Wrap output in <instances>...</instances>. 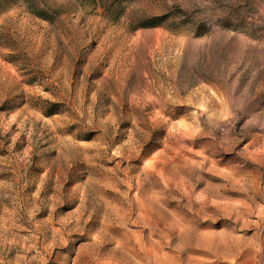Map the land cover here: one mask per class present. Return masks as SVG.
<instances>
[{
    "label": "rangeland",
    "instance_id": "rangeland-1",
    "mask_svg": "<svg viewBox=\"0 0 264 264\" xmlns=\"http://www.w3.org/2000/svg\"><path fill=\"white\" fill-rule=\"evenodd\" d=\"M0 264H264V0H1Z\"/></svg>",
    "mask_w": 264,
    "mask_h": 264
},
{
    "label": "trees",
    "instance_id": "trees-1",
    "mask_svg": "<svg viewBox=\"0 0 264 264\" xmlns=\"http://www.w3.org/2000/svg\"><path fill=\"white\" fill-rule=\"evenodd\" d=\"M1 1V0H0Z\"/></svg>",
    "mask_w": 264,
    "mask_h": 264
}]
</instances>
